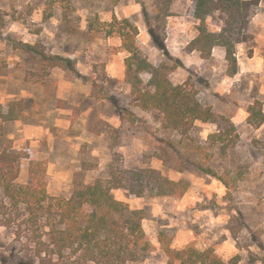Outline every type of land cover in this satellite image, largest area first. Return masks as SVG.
I'll return each mask as SVG.
<instances>
[{
    "label": "rangeland",
    "instance_id": "rangeland-1",
    "mask_svg": "<svg viewBox=\"0 0 264 264\" xmlns=\"http://www.w3.org/2000/svg\"><path fill=\"white\" fill-rule=\"evenodd\" d=\"M172 4L165 8L166 0H0V104L20 101L25 111L20 121L0 119V150L9 146L14 152L34 151L47 165L50 196L69 198L77 183L111 178L121 167L154 168L190 182L181 198L137 197L125 188L114 190L118 200L145 213L143 226L153 245L144 260L128 264H169L159 240V232L166 229L175 234L174 248H213L225 259L239 255L244 262L255 258L256 264H264V124L255 128L247 122L248 106L264 102V58L258 56L251 70L246 62L259 31L249 23L240 58V43L236 46L238 69L232 76L221 54L205 60L187 50L200 22L194 1L189 8L185 3L177 7L178 12L172 11ZM215 12L220 14L211 20L213 31L217 23L223 28L227 18ZM115 16L135 21L139 44L154 65L175 66V83L193 85L205 106L236 125L240 167L232 174L231 189L183 160L162 141L161 116L136 106L125 82L127 53L121 38L89 31L91 20L111 22ZM259 22L264 31V16ZM49 56L70 58L77 73L53 67L45 59ZM143 78L148 82L149 75ZM93 82L99 86L97 96ZM217 129L215 123L197 121L190 136L199 145ZM174 140L181 143L183 138L176 134ZM205 153L212 155L208 148ZM17 182L31 183L27 161L21 164ZM15 229L0 226V264H40L34 244L19 238Z\"/></svg>",
    "mask_w": 264,
    "mask_h": 264
},
{
    "label": "trees",
    "instance_id": "trees-1",
    "mask_svg": "<svg viewBox=\"0 0 264 264\" xmlns=\"http://www.w3.org/2000/svg\"><path fill=\"white\" fill-rule=\"evenodd\" d=\"M193 1L194 16L200 22L198 35L187 50L197 51L208 60L216 47H224L229 73L235 75L238 69L236 46L260 11L261 0ZM170 2L166 0L165 8H169ZM214 11L227 16L219 32L213 31L207 22ZM94 30L104 31L107 37L121 38L122 48L127 53L125 82L131 87L136 106L154 110L161 116L162 141L197 170L231 189L232 174L240 167L237 147L241 140L232 120L205 106L193 85L175 83L171 77L175 66L165 62L154 65L150 61L145 48L139 44L140 30L132 19L115 16L111 22H101L95 18L89 24V31ZM45 59L53 67L77 73V64L70 58L49 56ZM143 74L149 75L148 82ZM92 85L93 96H97L99 86L96 82ZM24 117L22 102L0 104L3 122L20 121ZM197 121L218 126L217 131L199 145L190 136ZM247 122L255 128L264 124V102L256 101L248 106ZM176 134L182 136L181 143L174 140ZM207 148L212 152L210 157L205 153ZM23 161L28 162L31 183L19 185ZM46 174V163L39 160L34 151L19 153L11 151L9 146L0 150V226L15 227L19 238L33 243L34 256L40 264H128L144 260L153 249L143 226L145 213L118 200L114 190L125 188L137 197L181 198L191 188L190 182L171 179L154 168L121 167L111 178L77 183L73 194L66 198L48 194ZM174 237L172 229L159 232L169 264H256L255 258L244 262L239 255L225 259L213 248L198 249L192 245L174 248Z\"/></svg>",
    "mask_w": 264,
    "mask_h": 264
},
{
    "label": "crops",
    "instance_id": "crops-1",
    "mask_svg": "<svg viewBox=\"0 0 264 264\" xmlns=\"http://www.w3.org/2000/svg\"><path fill=\"white\" fill-rule=\"evenodd\" d=\"M186 4V7H190L191 5V0H173V4H172V11H176L178 12V8H182L181 6L183 4ZM180 5V6H179ZM180 12H182L180 10ZM186 12V10H185ZM183 13V12H182ZM220 13L219 12H215V13H212L211 16L208 17V22H209V25L211 26L212 25V18L214 16H218ZM222 15V14H221ZM264 16V0H261V3H260V11L253 17V19L251 20L250 22V25L251 27L252 26H255L257 27L259 33H256L254 35V43H253V53H252V56H248L246 62H247V65H248V69H252L253 65L255 64L256 60L258 59V56L262 55V58H264V47L261 43H264V31H261L259 28H260V22H259V19H261L262 17ZM223 19V18H222ZM222 24V23H221ZM216 27V31H220L221 30V26H220V23L216 24L215 25ZM250 27V26H249ZM250 29V28H249ZM215 30V29H213ZM250 31V30H249ZM248 33V32H247ZM178 34V33H177ZM180 36V35H179ZM194 38V37H193ZM191 38V39H193ZM189 44V42H187ZM244 44L243 43H240L238 44L237 46V55L238 57L240 58L241 56V51H240V46H242ZM194 53H199V52H194ZM221 54L223 56V58L226 57V49L224 47H216L214 50H213V55L216 56V54Z\"/></svg>",
    "mask_w": 264,
    "mask_h": 264
}]
</instances>
